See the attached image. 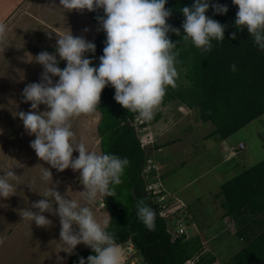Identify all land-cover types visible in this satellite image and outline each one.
Listing matches in <instances>:
<instances>
[{"label":"clouds","instance_id":"1","mask_svg":"<svg viewBox=\"0 0 264 264\" xmlns=\"http://www.w3.org/2000/svg\"><path fill=\"white\" fill-rule=\"evenodd\" d=\"M168 0H59V8L67 12H96L99 30L106 34L103 55L98 67L86 53L96 52L94 42L84 36H74L71 29L56 35L54 53L42 51L30 57V63L43 67L39 83H31L23 89V103H30L28 112L18 111L14 116L22 122L25 132L34 136L30 147L39 160L49 164L58 172L71 168L78 172L83 191L76 192L83 203L70 198L68 192L61 194L56 187L43 193V199L33 202L20 211L23 221H31L37 227L48 228L52 220L45 213L59 217L60 244L69 255L78 245H86L95 254L79 264H123V246L116 241L114 233L107 230L108 221L100 222L93 211L98 196H114L110 185L122 183L121 177L129 166V160L115 154L89 150L83 140L75 141L72 118L89 114L100 105L103 90L111 85L115 89L114 99L136 120H151L161 104L168 86L175 84L178 76L176 64L179 53L175 51L181 40L197 49L211 51L212 41L223 42L226 25L206 15L211 7L217 15H226L228 7L210 0H194L191 7L183 6L179 11L184 17L181 35L179 28L167 23L173 10L166 8ZM238 7L235 27L248 31L254 43L264 51V0H233ZM57 8L55 0L44 5ZM8 25L0 23V42L6 40ZM88 32L89 29H84ZM181 37L178 43L169 39V33ZM49 39L52 33H48ZM231 38L237 39L235 32ZM59 57V60L57 59ZM66 62L61 69L59 63ZM233 73L238 71L235 63L230 65ZM54 78H58L55 80ZM41 105L45 106L40 111ZM78 152L74 158L73 153ZM40 179L52 181V172L42 165ZM35 167V168H36ZM13 169L0 174V198L14 195L17 188L12 183L19 181ZM36 178H32V183ZM54 205L58 207H54ZM35 211H34V210ZM136 214L144 226L153 230L156 211L141 199L136 205ZM63 257H58V264Z\"/></svg>","mask_w":264,"mask_h":264},{"label":"rangeland","instance_id":"2","mask_svg":"<svg viewBox=\"0 0 264 264\" xmlns=\"http://www.w3.org/2000/svg\"><path fill=\"white\" fill-rule=\"evenodd\" d=\"M23 1L0 0V20L8 25L6 40L0 42V174L13 169L21 177L19 181L12 182L17 188L14 195L7 199L0 198V264H58V257H63L59 264H68L71 255L64 252L59 243V217L45 213L53 223L51 227L41 228L31 221H23L20 211L43 199V193L53 186L61 194L68 192L70 198L83 203V198L76 193L84 190L79 183L80 174L71 168L58 172L39 160L30 147V142L35 137L25 132L23 122L14 114L31 109L30 103L22 102V92L26 85L39 83L43 72L41 65L29 62L30 57L27 58L26 53L35 57L42 51L55 49L56 35L70 29L74 36H84L88 41H93L99 37V26L92 20L93 12H67L59 8V0H55V9L44 7L50 0H27L15 15L8 17ZM96 13L104 14L102 9ZM86 28L89 29L88 32L84 31ZM48 33H52L51 39ZM86 57L93 60V67L99 66L100 55ZM59 67L65 68L66 62L61 61ZM176 68L178 76L175 84L166 88V94L155 110L153 118L158 119L152 121L134 118L128 124L134 128L146 154L143 172L144 180L147 179L145 187L161 182L166 190L163 193L166 195L165 204L172 207L171 205L178 203V199L184 203L186 206L173 216L177 220L181 211L186 214L182 221V237L191 239L194 234L204 237L205 252H214L221 260L215 264H223L244 247L245 241L237 238V226L233 221H222L223 200L215 195L220 192L222 184L264 160V114L223 141L230 146L243 142L246 147L223 164L219 159L222 153L218 149L222 142L206 139L214 130V125L201 119L200 111L188 108L182 110L180 108L186 107L182 102L169 99L175 91L191 87L185 76V67L178 61ZM44 110L45 106L41 105L40 111ZM100 120L101 114L96 110L73 117L71 122L76 133L75 141L83 140L89 150L103 152L98 132ZM78 155V152L73 153L74 158ZM155 155H178L179 160H175L168 168H158L155 165ZM37 165L51 170L52 181H41V169ZM33 177L36 178L35 183H32ZM106 199L107 195L98 196L91 207L97 219L102 223L107 220L109 225L111 212ZM167 223L175 232L174 220H167ZM122 246L123 264H145L140 251L132 242ZM85 248L87 246L81 244L76 249Z\"/></svg>","mask_w":264,"mask_h":264},{"label":"trees","instance_id":"3","mask_svg":"<svg viewBox=\"0 0 264 264\" xmlns=\"http://www.w3.org/2000/svg\"><path fill=\"white\" fill-rule=\"evenodd\" d=\"M193 3L194 0L167 2L166 8L173 10L167 23L179 28L181 35H184V17L179 8L191 7ZM212 3L226 5L228 12L217 15L210 7L206 13L227 26L224 41L213 40L211 51L197 49L190 42L185 44L180 41L181 37L169 33V39L174 43L180 41L175 51L179 53L178 61L185 67V76L191 83V87L175 91L169 99L179 100L190 109L200 111L201 119L214 125L206 139L222 142L264 114V51L255 45L246 29L242 32L236 29L238 7L233 0H210ZM103 15L92 13V20L99 28L96 17ZM233 32L237 35L235 40L231 38ZM105 41L106 34L99 30V37L91 41L96 45L94 55H103ZM233 63L238 67L235 73L230 69ZM114 95L115 89L109 85L103 90L96 108L101 114L98 132L102 151L126 157L130 163L121 177L122 183L110 185L115 195L106 199L111 212L107 230L115 234L121 245L132 242L145 264H186L193 258H198L196 264H215L218 257L211 251L205 252L204 237L171 238L167 221L159 216L156 203L145 192L142 174L146 154L134 128L128 124L135 115L118 104ZM215 196L223 200V218L235 223L237 238L245 241L244 247L223 264H264V160L222 184ZM141 199L157 213L153 230L147 229L137 217L136 205ZM94 254L89 247L76 249L68 264H79L80 257L86 260Z\"/></svg>","mask_w":264,"mask_h":264},{"label":"built area","instance_id":"4","mask_svg":"<svg viewBox=\"0 0 264 264\" xmlns=\"http://www.w3.org/2000/svg\"><path fill=\"white\" fill-rule=\"evenodd\" d=\"M243 148V145L240 147ZM151 162V161H149ZM152 167H155V165L152 164ZM151 167V168H152ZM147 170V169H146ZM143 172H145V170H143ZM144 177V174H142ZM146 184H147V179H145ZM146 190L149 194V196L152 197L153 200H155L156 205H158V214L161 218L167 220H174L175 223V229L176 231L173 232V230L171 228H169V233L171 235V237L173 239H177L182 237V235L184 234V229L182 226V221H184V219L182 218V215L179 214V218L177 220H175L173 218L174 214H176L177 212H179L180 210H182L185 206L184 205H180L179 201L178 203L171 205L172 207H170L168 204H165V199H166V195H164L163 193L166 192V190L164 189V187H162V183L160 182L158 185H146ZM160 188H162V190H160ZM161 194V195H160ZM198 262V258H193L189 261H187L186 264H196Z\"/></svg>","mask_w":264,"mask_h":264},{"label":"crops","instance_id":"5","mask_svg":"<svg viewBox=\"0 0 264 264\" xmlns=\"http://www.w3.org/2000/svg\"><path fill=\"white\" fill-rule=\"evenodd\" d=\"M25 2H27V0H24L23 2H21L20 4H18L15 8H14V10H12V12L10 13V15L8 16V17H12L13 15H15L16 14V12H18L22 7H23V4L25 3ZM4 22V21H3ZM2 22V20H0V23H3ZM185 105V104H184ZM186 106V105H185ZM186 108H188V109H190L189 107H185V108H180V109H182V110H184V109H186ZM240 144H242L243 145V148H240ZM235 144H233L232 146H230L227 142H223L222 141V145H220V146H218V149H219V151L222 153V155H219V159H220V161H222V163L223 164H225V163H227V162H229L230 160H232L234 157H236V154H237V152L238 151H240V150H244L246 147H245V144L243 143V142H240L238 145H236V146H234ZM235 149V150H234ZM194 150V147L193 148H191V153H192V151ZM189 153V152H188ZM189 156H193V155H187V157H189ZM155 157V159H156V163H155V165H157V167L158 168H168V166H171L172 164H173V162L175 161V160H179V157H178V155H173L172 157H169V155H155L154 156ZM186 157V158H187ZM169 162H172L171 164H168ZM166 172V171H165ZM176 198V197H175ZM178 201H179V199H178ZM179 204L180 205H184V203H182V202H180L179 201ZM186 206V205H185ZM181 215H182V218L183 219H185V217H186V214L184 215V212H182L181 211ZM223 214H224V211L222 212V215H221V218H222V221L223 220H225V218H223ZM185 216V217H184ZM192 221L193 220H191V223H192ZM195 224V223H194ZM195 227H196V225H195ZM199 234V233H198ZM200 235V234H199ZM194 236H198V235H193V237ZM212 252V251H211ZM213 254H215L214 252H213ZM216 255V254H215ZM217 256V255H216ZM221 260H220V258H218V261L217 262H220ZM68 262H69V260H68Z\"/></svg>","mask_w":264,"mask_h":264}]
</instances>
